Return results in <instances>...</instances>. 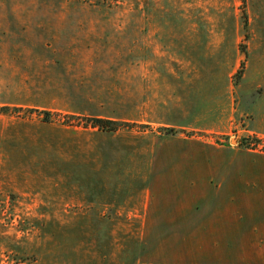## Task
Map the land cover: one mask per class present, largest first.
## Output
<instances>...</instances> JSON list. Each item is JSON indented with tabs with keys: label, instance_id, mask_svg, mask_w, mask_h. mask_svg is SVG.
<instances>
[{
	"label": "rangeland",
	"instance_id": "374dc122",
	"mask_svg": "<svg viewBox=\"0 0 264 264\" xmlns=\"http://www.w3.org/2000/svg\"><path fill=\"white\" fill-rule=\"evenodd\" d=\"M221 145L264 159V0H0V264L257 263L240 227L141 212L155 165Z\"/></svg>",
	"mask_w": 264,
	"mask_h": 264
},
{
	"label": "crops",
	"instance_id": "0c3cea01",
	"mask_svg": "<svg viewBox=\"0 0 264 264\" xmlns=\"http://www.w3.org/2000/svg\"><path fill=\"white\" fill-rule=\"evenodd\" d=\"M183 107L184 105L180 106ZM228 111L226 109V113ZM233 113L235 110L231 108V113L223 119L205 122L185 120V123L177 124L183 129L225 135L235 124ZM213 148L209 162L203 168L191 163L171 164L169 169L163 163L155 165L151 169L154 174L150 179L158 190L156 195L149 194V199L141 210L144 211L143 217L149 220L147 226L149 224L153 228L160 227L158 220L167 218H193L197 221L195 226L200 224V227L203 226V220H207L210 234L216 236V245L222 241L221 236H229L231 229L240 227L241 243L245 244L242 249L258 252L257 263L245 264H264V159L256 163L229 162L226 160L227 154L235 149L222 145ZM222 154H225V159L221 158ZM204 183V186H210L209 195L201 192ZM187 186L193 187V195H186L183 190L179 193L177 190L178 187ZM166 188L169 190L166 191ZM152 220H156L153 225L150 222ZM234 235L239 236V232Z\"/></svg>",
	"mask_w": 264,
	"mask_h": 264
},
{
	"label": "trees",
	"instance_id": "16d2710c",
	"mask_svg": "<svg viewBox=\"0 0 264 264\" xmlns=\"http://www.w3.org/2000/svg\"><path fill=\"white\" fill-rule=\"evenodd\" d=\"M100 121H102V120H100Z\"/></svg>",
	"mask_w": 264,
	"mask_h": 264
}]
</instances>
